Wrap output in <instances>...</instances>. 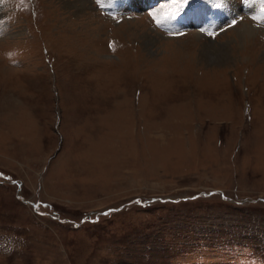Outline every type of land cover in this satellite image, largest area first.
<instances>
[{
	"label": "rangeland",
	"instance_id": "rangeland-1",
	"mask_svg": "<svg viewBox=\"0 0 264 264\" xmlns=\"http://www.w3.org/2000/svg\"><path fill=\"white\" fill-rule=\"evenodd\" d=\"M0 264H264V0H0Z\"/></svg>",
	"mask_w": 264,
	"mask_h": 264
},
{
	"label": "bare ground",
	"instance_id": "bare-ground-1",
	"mask_svg": "<svg viewBox=\"0 0 264 264\" xmlns=\"http://www.w3.org/2000/svg\"><path fill=\"white\" fill-rule=\"evenodd\" d=\"M74 2H75V1H74ZM202 53H203V52H202ZM204 54H205V55H211L208 51H207V52H204ZM221 54H222V56H223V55H225L226 53L223 52V53H221ZM226 55H227V54H226ZM215 56H217V55H215ZM209 60H210V59H209ZM209 60H208V61H209ZM211 62H212V63H216L215 61H211ZM218 62H219V61H218ZM216 64H218V63H216Z\"/></svg>",
	"mask_w": 264,
	"mask_h": 264
},
{
	"label": "snow or ice",
	"instance_id": "snow-or-ice-1",
	"mask_svg": "<svg viewBox=\"0 0 264 264\" xmlns=\"http://www.w3.org/2000/svg\"><path fill=\"white\" fill-rule=\"evenodd\" d=\"M186 2H188V3H191V2H192V0H186Z\"/></svg>",
	"mask_w": 264,
	"mask_h": 264
}]
</instances>
